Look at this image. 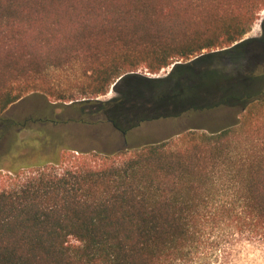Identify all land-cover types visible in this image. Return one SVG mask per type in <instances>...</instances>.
I'll use <instances>...</instances> for the list:
<instances>
[{"label": "trees", "instance_id": "trees-1", "mask_svg": "<svg viewBox=\"0 0 264 264\" xmlns=\"http://www.w3.org/2000/svg\"><path fill=\"white\" fill-rule=\"evenodd\" d=\"M262 12L264 0H0V118L42 94L125 127L149 119L148 93L121 84L98 99L126 75L175 65L159 82L172 81L245 47ZM244 61L208 103L159 115L189 125L170 138L0 170V264H232L264 244V75Z\"/></svg>", "mask_w": 264, "mask_h": 264}, {"label": "rangeland", "instance_id": "rangeland-1", "mask_svg": "<svg viewBox=\"0 0 264 264\" xmlns=\"http://www.w3.org/2000/svg\"><path fill=\"white\" fill-rule=\"evenodd\" d=\"M244 40L250 41L247 48L245 46L229 55L202 61L191 66L190 70L182 69L185 73L181 76L179 73V77L172 81L149 84L152 93H155L153 107L150 104L147 106L149 109L153 108L155 115L152 119L126 127L120 122V125L116 124L113 118L91 106L81 109L73 103L58 104L54 98L42 94L26 96L0 118V170L5 174L10 169L20 170L21 173L30 172L40 166L61 162L69 153L111 154L159 142L182 132L189 126L183 116L159 115L181 112L186 105L208 103L204 96L207 92L218 91L217 88L224 78L221 71L228 69L231 73L229 75H233L231 70L235 71L244 59L247 69L264 75V12ZM171 69L172 67L163 70L158 75L143 71L138 74L151 79L167 78L172 72ZM50 79L55 85L63 84L68 96H78V89L74 83H70L69 75L53 72ZM133 82V78H127L122 89L129 90ZM132 94L135 99H141L140 91L135 90ZM119 95L111 89L108 95L98 100L109 102ZM133 112L137 116L143 109L135 108ZM231 114L232 112L226 114L233 116L226 122L229 125L236 121L235 115ZM232 264H264V244L243 247Z\"/></svg>", "mask_w": 264, "mask_h": 264}, {"label": "water", "instance_id": "water-1", "mask_svg": "<svg viewBox=\"0 0 264 264\" xmlns=\"http://www.w3.org/2000/svg\"><path fill=\"white\" fill-rule=\"evenodd\" d=\"M249 42H250L249 40L241 41V42H239V43H237V44L234 45V49H235L236 47L243 46V45H245L246 48H247V45L249 44ZM196 59H197V58H196ZM192 62H193V61H191V63H192ZM187 64H190V63H187ZM187 64H183L182 62H178L176 65H187ZM174 67H175V65L172 66L171 71H173ZM170 74H171V73H170ZM130 77L134 79V82L132 83V85L130 86V88H129L128 91H132V92H133V91H135V90H138V91L141 92V94H140L141 96H144V95H146V94L148 93V94H149L148 96L151 97L150 99H154V93H155V92L152 93V91H151V89H150V87H149V84H156V83L159 82V81H164V80L168 79V77H167V78H156V79H151V78L143 77V76L139 75L138 73H132V74H129V75H126V76L120 78V79L114 84V86L112 87V89H113L114 91H116V88H118V87L121 88L120 85L123 84V83L125 82V80H126L127 78H130ZM153 102H154V101H153Z\"/></svg>", "mask_w": 264, "mask_h": 264}]
</instances>
